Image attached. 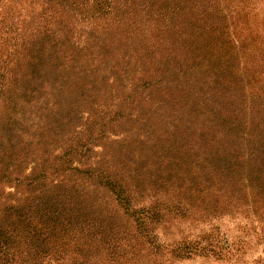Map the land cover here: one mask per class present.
Here are the masks:
<instances>
[{
    "label": "trees",
    "instance_id": "trees-1",
    "mask_svg": "<svg viewBox=\"0 0 264 264\" xmlns=\"http://www.w3.org/2000/svg\"><path fill=\"white\" fill-rule=\"evenodd\" d=\"M23 1L38 7L31 26L18 33L13 22L0 21L7 51L0 59V186L38 188L30 190H42L44 209L61 215V195L73 204L95 200L76 189L87 180L110 191L141 227L139 214L181 215L217 192L247 198L258 187L264 201V122L257 130L254 117H245L254 101L250 113L241 110L235 0ZM15 2L21 0H9ZM121 123L130 128L118 146H141L146 167L115 153L91 160L92 146ZM48 185L73 188L61 194ZM143 193L153 200L137 206ZM85 211L93 214L91 204ZM15 214L16 221L27 217ZM75 217L52 221L49 230H94ZM9 228L0 224V249L9 247ZM39 230L17 228L27 240ZM64 241L56 234L44 240Z\"/></svg>",
    "mask_w": 264,
    "mask_h": 264
},
{
    "label": "rangeland",
    "instance_id": "rangeland-1",
    "mask_svg": "<svg viewBox=\"0 0 264 264\" xmlns=\"http://www.w3.org/2000/svg\"><path fill=\"white\" fill-rule=\"evenodd\" d=\"M234 3L238 6V17L232 27L241 43L239 67L244 99L241 110L244 106L245 112L250 113V101H254L251 114L245 117H254L256 125L264 122V111H259L260 104H264V0H235ZM37 9L36 5L23 0L21 3L0 0V21L4 18L13 22L19 33L25 25H32ZM5 48L6 41H0V59L7 54ZM89 94L85 92L82 97L88 98ZM81 110L86 118L87 113ZM261 124L255 128L258 130ZM129 128L127 123H121L108 130L106 137L92 146L91 160L107 159L115 153L119 161L146 167V158L137 152L143 150L141 146L127 143L122 150L118 146ZM259 134L264 136L261 130ZM129 147L136 149V157ZM75 164L78 163L75 161ZM30 167L27 165L26 171H30ZM0 187V224L10 225L9 247L0 249V264H264V201L258 196L261 191L258 187L249 189L247 198H241L239 190L217 192L206 197L203 205L195 203L189 212L177 216L149 220L139 214L146 230L122 212L110 191L95 187L87 180L76 189L81 194L90 193L95 200L87 205L73 204L71 199L61 195L62 211L57 210L61 215L44 209L46 202H41L42 190H30L38 188L14 184ZM47 187L61 194L73 188L70 185ZM151 200V195L143 193L134 203L147 205ZM90 204L96 215L85 211ZM3 206L9 207L3 209ZM6 210L9 212L5 215ZM15 210H22L27 217L16 221ZM42 210L45 214L39 216ZM73 217L78 221L86 219V224L93 223L94 230L88 231L83 226L86 224L75 221L72 225L83 226V229L75 228L66 235L49 230L56 225L52 221L69 223ZM20 226L26 230L41 229L32 232V238L27 240L24 232L17 231ZM50 231H53L51 235ZM53 234L64 236L61 247L44 242Z\"/></svg>",
    "mask_w": 264,
    "mask_h": 264
}]
</instances>
